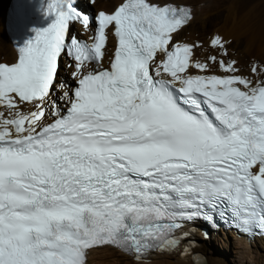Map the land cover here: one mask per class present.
<instances>
[{
	"label": "snow or ice",
	"instance_id": "1",
	"mask_svg": "<svg viewBox=\"0 0 264 264\" xmlns=\"http://www.w3.org/2000/svg\"><path fill=\"white\" fill-rule=\"evenodd\" d=\"M42 8L52 22L0 62V264H87L103 246L140 259L217 217L264 234V79L238 75L219 35L206 61L176 41L193 18L177 0Z\"/></svg>",
	"mask_w": 264,
	"mask_h": 264
},
{
	"label": "bare ground",
	"instance_id": "2",
	"mask_svg": "<svg viewBox=\"0 0 264 264\" xmlns=\"http://www.w3.org/2000/svg\"><path fill=\"white\" fill-rule=\"evenodd\" d=\"M91 2V0H88ZM25 0H0V32H2L4 39L0 38V62L12 63L15 62L17 58L16 51L14 50L9 38L7 37V25L9 21V11L11 7L15 5L24 6ZM177 2L182 3L183 5H188L192 9V20L190 24L183 28L182 31L176 35L175 39L178 42H185L190 44L199 43L201 45L200 48L195 49L196 57L201 61H206L207 57L210 55H216L214 51H219L220 49H213L210 46V39L219 35L225 40L227 43H232L233 40L242 38L243 40L254 43L255 38L257 36L256 31L257 27L255 23H251L250 18L245 16H237V0H195L194 2L188 3L186 0H177ZM116 0H95L94 4L96 11H112ZM88 9H91L90 5L87 6ZM246 9V8H245ZM242 11V10H241ZM248 12V11H247ZM250 14V13H249ZM257 14V13H256ZM203 16V25L198 30L190 33L189 35H184L183 31L185 28L190 26L197 16ZM253 15V14H252ZM224 18V19H223ZM202 21V20H201ZM79 31L82 33L83 37L86 39H90L92 33L85 31L78 23L74 24ZM249 26V27H247ZM73 27V25H72ZM71 30V29H70ZM200 33V35H198ZM75 34L73 31L70 35ZM116 41L109 33V42L106 51V57L104 60V67L108 66L109 59L111 54L115 48ZM209 53L208 55H206ZM220 53V51H219ZM227 61L234 60L236 61V66L242 69H246L245 64L239 63L238 60L224 57ZM68 63L65 60V67ZM254 64H250L248 70H241V76L247 77L252 80L264 79L262 77V72L264 71V67H260L258 69V75H254L251 72V68ZM247 66V65H246ZM69 70L73 71V68L66 67ZM66 71V70H65ZM63 69L60 70L62 75H60V79L66 81L70 86H72V71L69 72V75L63 74L65 72ZM195 71V70H193ZM259 71H262L259 73ZM210 72L215 74L223 75L222 70L219 68L218 64H210ZM239 75V74H238ZM58 96L59 93H56ZM218 233H208L207 236H202L198 232L193 231V235L190 238H186L185 240H181L179 247L175 249H171L169 251H154L150 252L146 259V262H138L133 257L127 256L117 249L103 246L99 248H95L88 253L87 264H195L193 262L192 253L199 252L203 255L207 264H216L210 258V248L213 247V241L217 239ZM224 236L232 235L236 242V248L240 249L241 255L247 259H260L262 257V252L264 251V238H260L258 241H245L241 236L235 233H221ZM230 234V235H229ZM194 251V252H193ZM192 255V256H191ZM263 258V257H262ZM254 260V259H253ZM262 260V259H261Z\"/></svg>",
	"mask_w": 264,
	"mask_h": 264
},
{
	"label": "rangeland",
	"instance_id": "3",
	"mask_svg": "<svg viewBox=\"0 0 264 264\" xmlns=\"http://www.w3.org/2000/svg\"><path fill=\"white\" fill-rule=\"evenodd\" d=\"M194 1L195 0H186L187 4ZM75 2L79 8L83 9L86 12L96 11L95 5L90 3V1L88 0H75ZM236 4L238 9L237 16H241V17L248 16L247 18H250V20L252 19L251 23H255L258 31H256L257 36L255 38L254 43H250L243 40L242 38H239L233 40L232 43L226 44L228 57L233 59L236 58V60H238L239 63L242 64V66L244 63L245 64L244 67H246L247 70L250 64H254L257 66L258 69H260L261 66L264 67V0H237ZM88 5H90L91 9L87 8ZM203 21H204L203 16L201 15L197 16L195 19H193L192 24L184 29L183 34L189 35L192 32L195 33V31L196 32L200 31L197 29V27L199 28L200 26H202L204 24ZM72 31L75 33V35L83 37L82 33L74 25L73 27H71L70 33H72ZM198 35H200V33H198ZM0 38L4 39L2 32H0ZM219 51H214V53H217V59L222 58L221 53H219ZM208 54L209 53H207L206 55ZM237 68L239 69V72L237 74L243 75L240 74V72L241 70L245 71L246 69H242L240 67ZM62 69L64 71L66 70L63 74L67 76L69 75V72L72 71L65 67L64 58L61 59L60 70ZM258 69H257V73L254 75H258ZM261 72L262 71H259V73ZM59 75H62V72H60ZM261 76L264 77V71L262 72ZM72 81H73L72 85H74L75 81L74 80ZM217 237L218 238L213 241V247L210 248V258L213 261L215 260L214 262L216 264H264V251L262 252L263 258L261 257L260 259H256V258L247 259L244 258L243 255L239 254L240 249L236 248L237 245L232 235H230L228 238V236H224L221 233H219ZM142 264H149V262Z\"/></svg>",
	"mask_w": 264,
	"mask_h": 264
},
{
	"label": "water",
	"instance_id": "4",
	"mask_svg": "<svg viewBox=\"0 0 264 264\" xmlns=\"http://www.w3.org/2000/svg\"><path fill=\"white\" fill-rule=\"evenodd\" d=\"M73 2H74V6L77 7L78 9V5L76 4L75 0H73ZM192 259L195 264H207L203 255H201L199 252L195 253V255L192 256Z\"/></svg>",
	"mask_w": 264,
	"mask_h": 264
}]
</instances>
